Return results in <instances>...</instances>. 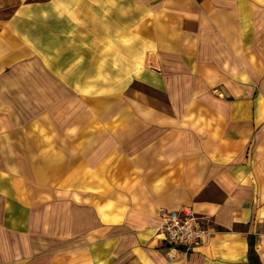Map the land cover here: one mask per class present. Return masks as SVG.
<instances>
[{"label":"crops","instance_id":"1","mask_svg":"<svg viewBox=\"0 0 264 264\" xmlns=\"http://www.w3.org/2000/svg\"><path fill=\"white\" fill-rule=\"evenodd\" d=\"M0 264H264V0H0Z\"/></svg>","mask_w":264,"mask_h":264},{"label":"built area","instance_id":"2","mask_svg":"<svg viewBox=\"0 0 264 264\" xmlns=\"http://www.w3.org/2000/svg\"><path fill=\"white\" fill-rule=\"evenodd\" d=\"M161 230L167 244L168 261H172L176 253L193 249L206 235L200 217L190 208L169 211Z\"/></svg>","mask_w":264,"mask_h":264}]
</instances>
